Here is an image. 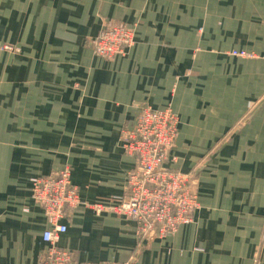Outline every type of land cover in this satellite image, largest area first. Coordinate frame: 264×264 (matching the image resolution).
Masks as SVG:
<instances>
[{"label": "crops", "instance_id": "1", "mask_svg": "<svg viewBox=\"0 0 264 264\" xmlns=\"http://www.w3.org/2000/svg\"><path fill=\"white\" fill-rule=\"evenodd\" d=\"M111 23L134 42L95 56L88 41ZM263 53L264 0H0V264L48 248L31 179L64 168L82 203L56 244L78 264H264ZM142 106L175 113L165 166L196 178L192 221L162 238L110 210Z\"/></svg>", "mask_w": 264, "mask_h": 264}, {"label": "built area", "instance_id": "2", "mask_svg": "<svg viewBox=\"0 0 264 264\" xmlns=\"http://www.w3.org/2000/svg\"><path fill=\"white\" fill-rule=\"evenodd\" d=\"M133 30L125 24H106L90 40L95 56L111 58L124 55L133 43ZM232 55L253 57V53L232 51ZM264 62V53L261 55ZM177 135V116L170 108L154 109L142 106L132 128L124 129L121 142L124 151L135 156L136 165L129 172L126 189L110 210L132 220L136 235L141 238L164 237L192 221L198 208L196 178L165 166L169 151ZM31 197L42 209L48 228L42 232V240L48 244L37 264H78L71 251L57 246L66 225L61 220L68 211L80 205L77 187L70 179L68 168L48 176L31 179ZM86 205V204H85ZM100 212L104 206H92ZM137 255L126 261H102L97 264H137Z\"/></svg>", "mask_w": 264, "mask_h": 264}, {"label": "rangeland", "instance_id": "3", "mask_svg": "<svg viewBox=\"0 0 264 264\" xmlns=\"http://www.w3.org/2000/svg\"><path fill=\"white\" fill-rule=\"evenodd\" d=\"M120 25H122L121 23H120ZM131 34H132V36H133V42H134V33L133 32H131ZM91 39H93V38H90V40ZM90 40L88 41V46H89V42H90ZM133 44V43H132ZM131 44V45H132ZM130 47V46H129ZM4 48L5 49H8V50H10V51H13V52H15L16 50H17V48L16 47H14V46H10V45H8V44H5V46H4ZM89 48H90V46H89ZM91 49V48H90ZM113 57H115V56H113ZM113 57H111V58H113ZM111 58H107V59H111ZM195 212V211H194ZM120 216V215H119ZM181 225H179L178 226V228L180 227ZM177 228V229H178ZM176 229V230H177ZM175 232V231H174ZM174 232H172V233H174ZM172 233H170V234H172ZM152 238H162V237H157V236H155V237H152ZM152 238H149V239H152Z\"/></svg>", "mask_w": 264, "mask_h": 264}]
</instances>
